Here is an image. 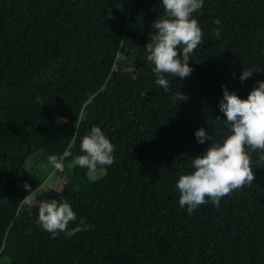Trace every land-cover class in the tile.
Returning a JSON list of instances; mask_svg holds the SVG:
<instances>
[{
	"label": "trees",
	"instance_id": "1",
	"mask_svg": "<svg viewBox=\"0 0 264 264\" xmlns=\"http://www.w3.org/2000/svg\"><path fill=\"white\" fill-rule=\"evenodd\" d=\"M161 4L0 0V264H264L258 153L254 183L219 206L190 215L175 187L211 146L196 131L213 142L227 134L222 86L243 100L264 81V0H204L192 74L168 77L167 92L144 48ZM244 69L253 76L242 82ZM180 92L188 100L174 102ZM93 126L116 157L95 179L69 166ZM66 150L72 156L54 170L47 157ZM25 184L37 200L70 203L77 219L69 230L82 220L92 227L53 238L37 224V208L23 211Z\"/></svg>",
	"mask_w": 264,
	"mask_h": 264
},
{
	"label": "clouds",
	"instance_id": "2",
	"mask_svg": "<svg viewBox=\"0 0 264 264\" xmlns=\"http://www.w3.org/2000/svg\"><path fill=\"white\" fill-rule=\"evenodd\" d=\"M161 7L163 13L152 23L149 43L144 48L155 83L167 92L168 77L183 80L192 74L190 57L203 42V32L195 16L203 9L204 0H162ZM215 24L219 25L220 20L217 19ZM213 35L219 37L220 30L215 29ZM252 76V71L244 69L239 79L243 82ZM222 89L219 110L226 117L223 122L227 134L223 140L213 142V137L204 128L196 131L197 142L211 141V146L203 154L193 156L192 171L181 175L175 185L179 206L187 207L190 215L209 202L219 206L222 198L254 183L253 166L256 164L251 153H258L259 160L264 162V81H258L243 100L226 86ZM172 99L185 102L188 97L180 92ZM80 152L83 154L73 157L69 166L86 169L93 179L116 160L114 144L98 126H93L82 138ZM71 156V151L67 150L60 156L49 155L48 164L56 171L63 170L65 159ZM24 187L28 192L23 199L27 210L38 209L37 224L53 238L60 233L71 238L92 227L82 220L80 226L69 230L70 222L77 217L67 200H37L31 194L33 188L28 184Z\"/></svg>",
	"mask_w": 264,
	"mask_h": 264
},
{
	"label": "rangeland",
	"instance_id": "3",
	"mask_svg": "<svg viewBox=\"0 0 264 264\" xmlns=\"http://www.w3.org/2000/svg\"><path fill=\"white\" fill-rule=\"evenodd\" d=\"M64 121H65V120H64L63 118H61V117H57V118H56V123H57L58 125H61ZM39 165H41V164H39ZM51 172H52V171H51ZM61 172L63 173V171H61ZM24 207L27 208L26 205H25Z\"/></svg>",
	"mask_w": 264,
	"mask_h": 264
},
{
	"label": "water",
	"instance_id": "4",
	"mask_svg": "<svg viewBox=\"0 0 264 264\" xmlns=\"http://www.w3.org/2000/svg\"><path fill=\"white\" fill-rule=\"evenodd\" d=\"M26 207L23 208V211H25Z\"/></svg>",
	"mask_w": 264,
	"mask_h": 264
}]
</instances>
